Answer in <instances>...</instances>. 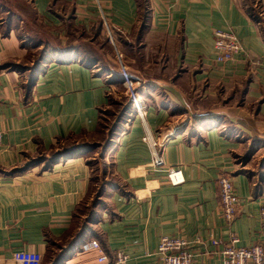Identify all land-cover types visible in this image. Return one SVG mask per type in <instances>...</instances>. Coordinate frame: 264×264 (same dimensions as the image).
<instances>
[{
  "label": "crops",
  "instance_id": "crops-1",
  "mask_svg": "<svg viewBox=\"0 0 264 264\" xmlns=\"http://www.w3.org/2000/svg\"><path fill=\"white\" fill-rule=\"evenodd\" d=\"M21 1L48 33L20 37L0 24V264H17V252L100 264L119 251L127 264H160L162 237L186 239L191 264H222L212 240L264 246V0H254L259 14L247 0H146L145 24L138 0ZM214 30L232 31L244 53L216 62ZM44 48L30 73L28 52ZM120 75L140 111L130 101L107 155L116 182L98 193L86 143ZM69 147L76 154L52 161ZM168 169L183 182L172 185ZM222 176L240 201L231 222L219 214ZM90 240L101 251L81 253Z\"/></svg>",
  "mask_w": 264,
  "mask_h": 264
},
{
  "label": "built area",
  "instance_id": "built-area-1",
  "mask_svg": "<svg viewBox=\"0 0 264 264\" xmlns=\"http://www.w3.org/2000/svg\"><path fill=\"white\" fill-rule=\"evenodd\" d=\"M213 37V51L216 62L225 63L232 61L236 55L244 53L242 44L232 31L214 30ZM132 84H134L132 80L124 75V86L131 91L130 101L133 107L137 111H140V101L138 97L135 98L136 90L132 89ZM143 140L148 141L153 147V167L159 169L163 165L159 148L153 142L149 133H146ZM166 173L167 179L172 185H178L183 182L180 171L168 169ZM218 186L220 204L219 214L225 221L231 222L239 209L240 201L236 196L233 183L228 176L220 177L218 179ZM259 214L264 233V204L261 206ZM238 242L237 237H232L228 244L212 240V245H222L220 251L222 264H264L263 245L242 248L237 247ZM189 244L190 243L182 237H162L155 255L160 264H191L192 255L188 251ZM92 251H101L100 244L96 240H90L83 243L80 247L81 253L88 254ZM13 259L17 264H41L42 262L41 255L36 252H17L13 254ZM127 261L128 256L121 251L116 253L112 262H110L107 256L103 253L97 258V262L100 264H127Z\"/></svg>",
  "mask_w": 264,
  "mask_h": 264
},
{
  "label": "rangeland",
  "instance_id": "rangeland-1",
  "mask_svg": "<svg viewBox=\"0 0 264 264\" xmlns=\"http://www.w3.org/2000/svg\"><path fill=\"white\" fill-rule=\"evenodd\" d=\"M141 4L144 7V0H141ZM255 4L254 0H247V6L252 7V10L258 13V5ZM0 24L4 31L14 30L20 37L22 34L34 36L35 33L39 32L45 38L48 33L47 26L41 21L32 18L28 6L21 0H0ZM117 55L120 56V54H115L114 52V57ZM35 58V54L28 52L25 60L27 59V64L31 62L29 67L32 66V63L38 57ZM132 85V89L136 90V86ZM130 98L131 91L129 88L124 85H121V87L116 86V89L110 93L107 109L101 113L99 132L93 135L95 137L92 139L88 137L85 154H87V161L91 169L92 182L98 193L103 190L105 185L116 182L111 162L107 155L108 150L114 145L115 137L129 119ZM80 211L83 212L82 208Z\"/></svg>",
  "mask_w": 264,
  "mask_h": 264
},
{
  "label": "trees",
  "instance_id": "trees-1",
  "mask_svg": "<svg viewBox=\"0 0 264 264\" xmlns=\"http://www.w3.org/2000/svg\"><path fill=\"white\" fill-rule=\"evenodd\" d=\"M138 2H139V4H138L139 5V9H140V12H141L140 13L141 14V19H142L143 24H145L144 21L146 20L145 18L147 17V14H148L147 2H146V0H144V7H142L141 0H138ZM28 8H29V11L31 13L32 18H34L35 15H34L33 11L31 10V8L29 6H28ZM27 37L29 38L28 34H27ZM49 54L50 53L45 48L41 49L38 52H36L35 56H36V58L37 57L38 58H37L36 61L34 60V62L32 63V66L28 67L27 70H29L30 73H34V72L38 71L39 66H41L44 63V61L47 60ZM67 54H70V53L68 52ZM88 55H90V53H88ZM7 68L15 69L16 67L15 66H11V65L4 67V69H7ZM120 78L123 79L124 76L122 77L120 75ZM32 86H33V82L31 80V75L29 74V80L27 81V83L25 85V88L27 89L28 93L30 92V89L32 88ZM75 150L76 149L74 147L73 148H70V147L69 148H64L60 152H57V153H55L53 155V160L52 161H56V160H59L61 158H67V157L73 156L74 154H76Z\"/></svg>",
  "mask_w": 264,
  "mask_h": 264
}]
</instances>
